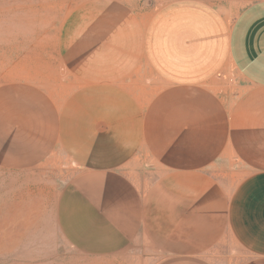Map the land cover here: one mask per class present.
Returning <instances> with one entry per match:
<instances>
[{
  "label": "crops",
  "instance_id": "obj_1",
  "mask_svg": "<svg viewBox=\"0 0 264 264\" xmlns=\"http://www.w3.org/2000/svg\"><path fill=\"white\" fill-rule=\"evenodd\" d=\"M211 1L165 0L146 19L120 0L84 2L58 37L80 87L71 111L63 116L49 95L19 86L17 95L41 96L50 125L8 90L0 105V152L22 168L46 159L67 118L69 137L73 123L84 143L99 145L91 161L130 173L143 151L158 168L132 206L145 264H264V0L232 22ZM227 63L243 85L236 100L210 84ZM141 66L161 84L150 97L143 83L122 85ZM229 156L244 172L225 184L218 163Z\"/></svg>",
  "mask_w": 264,
  "mask_h": 264
},
{
  "label": "rangeland",
  "instance_id": "obj_2",
  "mask_svg": "<svg viewBox=\"0 0 264 264\" xmlns=\"http://www.w3.org/2000/svg\"><path fill=\"white\" fill-rule=\"evenodd\" d=\"M88 1L0 0V105L8 90L9 100L30 105L34 117L50 125L51 118L42 114L45 104L41 96L17 95L14 89L19 86L49 95L63 116L71 111L70 97L80 87L61 60L58 37L70 12ZM120 1L143 19L165 2ZM253 1L211 2L232 22ZM149 75L141 66L123 81V88L130 92L143 83L150 97L161 84ZM210 84L234 100L243 92L230 63ZM68 119L62 123L59 142L42 162L22 168L23 161H14L4 149L0 152V264H145L136 255L138 242L134 239L139 232L137 221H132V206L141 202L148 180H153L158 168L142 150L137 151L140 161L130 173L103 159L89 160L90 154L101 153L99 145L84 143V127L75 130L73 123L69 137ZM218 165L225 169L226 177L220 179L225 184L244 172L234 157H225ZM122 172L128 178L120 177ZM85 214L87 219L75 218Z\"/></svg>",
  "mask_w": 264,
  "mask_h": 264
}]
</instances>
